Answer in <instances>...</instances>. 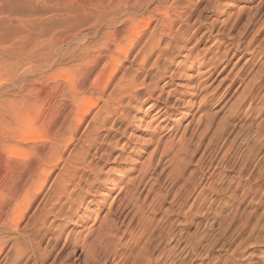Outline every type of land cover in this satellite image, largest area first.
<instances>
[{
    "label": "rangeland",
    "instance_id": "rangeland-1",
    "mask_svg": "<svg viewBox=\"0 0 264 264\" xmlns=\"http://www.w3.org/2000/svg\"><path fill=\"white\" fill-rule=\"evenodd\" d=\"M111 1L0 0V214L12 203L15 180L8 178V170L13 175L28 163L35 164L57 136L58 124L68 111L65 87L69 80L79 82L83 103H95L79 136L88 135L96 126L91 118L105 97L99 96L93 81L104 63L95 56L112 31L102 15L109 17ZM125 1L126 6L119 5L122 10L134 11L135 17L144 20L150 17L148 27L140 28L141 39L153 32L158 47L145 58L141 74L137 71L140 57L134 59V55L142 44L136 43L128 58L122 59L111 86L138 74L160 99H128L129 104L120 108L123 115L108 116L98 131L100 153L91 156L108 172L100 175L108 176V182L99 179L95 183L103 186L102 202L91 204L81 221L76 216L49 221L44 236L35 239V254L26 256V251L18 264L37 260L36 264H142L143 255L159 264H264V0H178L179 15L169 8L171 0ZM157 7L168 8L175 18L168 35L161 34ZM93 14L103 17L97 18L100 24ZM69 25L87 32L82 51L72 42H57L60 45L55 47L53 42L60 41L56 34ZM186 52L190 53L187 58ZM86 55L90 59L83 58ZM158 72L166 76L158 77ZM54 84L59 85L56 91ZM106 90L105 96L110 87ZM142 94L143 90H137L138 96ZM150 102L156 105L146 109ZM164 102L168 113L157 117L155 111ZM137 103L138 108H133ZM140 104L145 115L138 126L126 114L139 110ZM99 115V119L104 116L103 111ZM170 142L175 147L168 146ZM176 146L181 148L176 151ZM63 164L52 168L43 192L22 214L24 221L43 208L41 197L46 190L50 192L48 187ZM211 172L213 190L207 191L201 204L190 205L202 188L199 177ZM85 176L92 180L93 174ZM88 182L79 186L86 187ZM188 189L193 193L186 197ZM74 194L80 195V189ZM107 224L112 227L104 230ZM29 227L19 232L0 229L4 240L0 264H12L14 245L30 247L35 242L29 239ZM68 232L71 239L85 236L92 247L83 250L70 242L63 246ZM161 248H165L162 258L158 255Z\"/></svg>",
    "mask_w": 264,
    "mask_h": 264
},
{
    "label": "bare ground",
    "instance_id": "bare-ground-1",
    "mask_svg": "<svg viewBox=\"0 0 264 264\" xmlns=\"http://www.w3.org/2000/svg\"><path fill=\"white\" fill-rule=\"evenodd\" d=\"M139 1L140 0H138V3H139ZM143 1H144V3H148L150 0H143ZM186 1L190 3L189 0H186ZM111 2H113V3L110 6L113 8H112V12L109 11V12H111L109 17H105V16H107L106 14H108L106 12H105L106 14L103 13L102 15H105L104 16V23L107 26H109L108 28H110V26H111L112 31H110L109 38H106L105 42L102 43V46L99 47L97 54L95 53L96 54V56H95L96 61L102 59L104 63L101 66V68L99 67L100 69H99L98 73L96 74V76L95 75H94L95 77L93 76L94 77L93 81L96 85H98V88H99L98 94H100L99 96L101 98L105 97V98H103V103H102L101 107H99V109L95 112V114L91 118L94 125L96 124V126H95L96 128L94 127L92 129L88 130V132L90 131L88 135L84 134L83 136H81V134H80V136H79L80 127H81L82 123L84 122L85 117H87L89 115V113L92 111V108L94 107L95 103L94 102H90L89 104H87L85 102L83 103L82 102L83 98H82V96H80V93H81L80 88L81 87L79 86L80 84H78L79 82L76 83V82H74L73 79H72L73 81H70V80L68 82L66 81L67 87H65V88L68 89V91H69L68 92L65 89L66 92L68 93V97H69L68 111L64 115V118L58 124L59 125L58 126V132H57L58 134H56L57 136L52 139V144L47 149H45V151H43L40 156H37L38 160L35 161V164L28 163L24 168L21 167V169L18 170V172L16 171V173L13 170L14 171L13 175H12V172H10L8 170V175H9L8 178L11 179L12 181H14V180L15 181L13 182V190H12V195H11L12 203L8 205L7 210L4 211V214H0V229H10V231L19 232L20 229H22V227L30 226L29 228H31L32 230H31V233L28 234L29 236H31V237H29V239L33 238L32 241H35V239H37V237L40 236V238H41V235L44 236L43 234H45V232L42 234V231H43L44 226L49 221H50L49 223H53L54 220L64 221V220H69L72 217L74 218L75 216H76L75 218H77V220H78V219L82 218L83 213L87 212V210L89 209L91 204L95 203V201L102 202V198H100V195H102L101 189H103L102 188L103 186L101 185V186L97 187L95 185V183L99 179L102 183L108 182L107 181L108 176H103V177L100 176L101 174H104V173H105V175H107L108 172H107V170L103 172L102 167L99 166L100 164L94 163L91 160V156L99 155V153H100V151L98 149L100 146L98 145L99 147H96L97 140H98L99 136L101 137L99 130L103 129L105 127V125L107 124V121H108V116L111 115L112 113L116 114L117 112H119L121 115L124 114V113L122 114L120 112V108H122L126 104H129L128 103L129 101L127 102L128 99H134L136 101L138 99H142V98H144L145 100H155V101L160 99V95H157V96L155 95V88L154 87L152 88L149 85H146V83L144 82V79L139 80L140 75H138V74L133 75V76H129L122 81H120L121 79L119 81L117 80L118 82H116V83L114 82V84L111 86V84H112L111 81L113 79L112 77H113L114 73L116 72V70L118 69V67L121 66L122 59L124 60V59L128 58L132 48L135 46L136 43L142 44V46L138 49V51L134 55V59L137 57H140V59L137 58L138 62L141 60V62L139 63V67H137V66L136 67H137V71L141 72V74L143 73V70H144L143 66H144L145 58L147 59L152 54L154 49L156 47H158V40H157V38H155V35L153 32H151V34L147 35L144 40L141 39L142 38L141 33L143 32V30H140V28L141 27H148V25L150 24V17H147L146 20H144L142 16L135 17L134 13H133L134 11L131 12L127 8L125 10H122V8H120L119 5L123 4L124 6H126L127 2L125 0H119L117 2H114V0H113ZM170 2L171 3L169 4V8H171V10L173 8L175 9L172 11V13L173 14H176V13L180 14L181 11L178 10L179 12H177V10H176L178 8V6H177L178 0H171ZM123 9H124V7H123ZM167 9H163V8H159V7H157L155 9L162 16V17L160 16V18L158 19L160 22L159 26L162 27L161 32H163V33H161V34H164V32H165V34H167L166 33L167 30L171 31V26H172V23L175 19L174 17L172 18L170 16ZM98 13H100V11ZM98 13H96V14H98ZM96 14H93V16H95L94 18H96L95 23L100 24L98 22L99 20L97 19L99 17H96L97 16ZM189 16H190V14H189ZM100 18L102 19L103 17L100 15ZM102 20H100V21H102ZM70 23H72V22H70ZM116 24H117V26L114 27ZM72 26L73 25H69L68 28H66L64 26V28H66V29L63 28L64 29L63 31L58 30L60 33L56 34V35H58L57 40L60 39V41L53 42L54 44L56 43L55 47H57L56 46L58 44L57 42L67 43V45L69 44L68 42H72L75 44L74 46H76L78 49H80L82 51V49H83L82 43H83L84 39L87 37V32L78 29L79 27H77V26L75 28ZM160 27H158V28H160ZM104 30H105V27H104ZM47 31L48 30H46V32ZM58 31H56V32L58 33ZM88 31H90V30H88ZM92 31H93V29L91 30V32ZM106 33H107V31L105 32V34ZM100 36H102V35H100ZM102 37H104V36H102ZM52 38H55V35ZM92 38H93V36H92ZM55 39L53 41H55ZM100 39L102 40L103 38H100ZM88 41H90V40L88 39ZM94 41L92 42L93 45H95L98 40H96L95 44H94ZM39 42H41V41H39ZM86 44H90V47H92L91 43H86ZM58 45H60V44H58ZM60 48L61 47H59V51L61 50ZM85 49H88V48H85ZM75 53H72V54H75ZM86 53H89V52H86ZM92 53H94V52H92ZM92 53H91V55H92ZM80 54L78 56H80ZM189 54H190L189 52H186L183 55L187 58ZM81 55H83V54H81ZM63 56H61V57L63 58ZM70 56H72V55H70ZM74 56H77V55H73L72 57H74ZM86 56H88V55H86ZM89 56L83 57V58L90 59ZM91 58L93 59V57H91ZM64 60H65V57H64ZM85 60L86 59H84L83 61H85ZM183 61L186 62L188 60L183 59ZM94 64H95V62H94ZM78 66H80V65H78ZM88 70L86 69L87 73L89 72ZM156 74L158 77H165L166 76V73L164 76V74H162V72L161 73L158 72ZM172 74H173V72H172ZM172 74H171V76H169L170 77L169 79H172V77H173ZM122 75H123V73H122ZM86 78H88V75H86ZM118 79H119V77H118ZM33 82H34V80H33ZM25 83H26V81H25ZM165 83H167V81ZM51 86H52V88H54L53 90H55L56 88L59 87L58 84H54ZM108 86L110 87V90L107 92V94L105 96V91H107L106 89L108 88ZM41 87H43V86H41ZM135 88L137 90H143V94L141 96H138L137 90ZM43 90L44 89H42V91ZM42 91H40V92H42ZM61 92H64V91H61ZM37 93H38V91H37ZM49 93L50 92H48V94ZM53 95H55V94H53ZM154 105H156V103L150 102V104H147L145 107H146V109H148ZM132 107L138 108V103L133 105ZM140 107H142L141 104L139 105V110L129 114V116H128V114H126L127 118L131 121H134L135 125H138V126L141 123V120H142L141 117L143 115H145L144 112H142V110L140 109ZM99 111H103V113H104V116H102L100 119H99V116H100ZM167 113H168V110H167L166 102H164L162 105H160L155 111V114L157 115V117H159L163 114H167ZM11 115H15V114L12 113ZM6 119H4V120H6ZM89 123H90V121H89ZM89 123L87 124L88 126L90 125ZM125 129H127V128H124V130L122 131L123 134L126 131ZM60 130H62V132L64 130V133L60 134ZM77 140H78V144H77V142L74 143V141H77ZM176 142H178V141H176ZM179 142H181V138H180ZM170 143H172V142H170ZM173 145H174L173 143L170 145L168 144V146H173ZM175 145H174V147H175ZM181 145L183 147L184 144H181ZM171 148L167 147L168 150ZM178 148H181V147H177L176 151L179 150ZM65 154H66V156H65ZM225 156L226 155H224V158H225ZM100 157L102 158V155H100ZM224 158H222V159L224 160ZM61 161H63V162H61ZM60 163H64L63 165H61L62 170H60V172L56 174L51 185L49 183L50 186L48 187V190L50 192H46L47 191L46 190L45 193L43 194V196L41 195L42 196L41 201L43 200V202H41V204L42 205L44 204V206H42V205L41 206L43 208L40 210V208H41L40 207L39 208L40 211L38 213H35V211H34L33 214L32 213H31V215L29 214L30 216L28 215L27 216L28 218L24 221L22 214L25 213V211L29 207H31L32 203L43 192L44 187H46L47 181L52 174V168H54V166H58ZM222 163L223 162H221V164ZM112 167L113 166L110 167L111 168V169H109L110 171L113 170ZM80 170H83V172H80ZM88 172L93 174L92 180H90L89 176H87V177L85 176V173H88ZM144 172H146V169ZM213 172H211L209 176L203 175L202 177H199L200 180H203V183L201 182L202 188H201L200 192H198V194L195 195V198H194L192 204H190V205H196L197 206V205L201 204L205 200V196H206L207 191L213 190V184L215 182V179H214L215 176H213ZM217 173H219V172H217ZM6 175H7V172H6ZM87 181H90V182H88L89 184L86 187H84V186L80 187L79 186L82 182H87ZM194 184L196 185V183H194ZM51 188H53V189L51 190ZM76 188L80 189V191H81L80 195L74 194V191L76 190ZM192 189L193 188H191V190ZM191 190L188 189L187 193L186 192H185L186 194L184 193L186 195V197L191 195L190 194L192 192ZM128 195L130 196V194H128ZM37 210H38V206H37ZM51 218H53V219L50 220ZM79 221H81V219ZM22 222H24L23 226L19 229V226H20V224H22ZM72 225H77V224L74 222V223H72ZM54 227H55V225H54ZM111 227H112L111 225L107 224L105 226L104 230H108ZM101 228H103V227H101ZM24 233H25V235L27 234L26 231ZM21 234L23 235V233H21ZM61 234H59V236H57V240ZM172 234H173V231H170L168 233V237H170V236L172 237ZM21 237H25V236H21ZM21 237H19V238H21ZM1 239L2 238H0V252L2 250L1 244L4 243V240L2 241ZM93 239H94V237L92 238V240ZM59 240H61V239H59ZM17 241H18V239H17ZM17 241H15V242L17 243ZM69 242L72 243L74 247L79 244L83 250L85 248L89 249L90 247H92L91 246L92 243H89L92 241L90 240L88 242V239L85 236H83L82 238L76 237L74 239H71L70 234L68 232L65 236L63 246L66 243L68 245ZM18 244L14 245V247H15L14 251L16 253H15L14 261L13 262L11 261L12 264H18L21 261V259H23L26 251L29 252L28 255H26V256H31V255L35 254V251L37 250L36 246H35L36 241L31 242L30 247L28 246V244L26 245V243H25V246H28V247H24L23 244L22 245L21 244L18 245ZM174 245H172V247ZM19 246H22V247L20 248ZM39 247L40 246H38L37 248H39ZM39 251H37V253H39ZM40 253H42V252H40ZM164 254H165V248H161L158 252L159 257L161 256L160 258H162L164 256ZM44 256L43 257L40 256V258L42 259V258H44ZM160 260L161 259H159V262H160ZM26 261H24V263ZM37 262H38V260H37ZM142 264H159V263L156 260H152L151 257H149L147 255H143Z\"/></svg>",
    "mask_w": 264,
    "mask_h": 264
}]
</instances>
